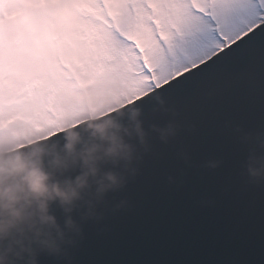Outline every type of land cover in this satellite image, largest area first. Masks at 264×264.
<instances>
[{"label": "water", "instance_id": "water-1", "mask_svg": "<svg viewBox=\"0 0 264 264\" xmlns=\"http://www.w3.org/2000/svg\"><path fill=\"white\" fill-rule=\"evenodd\" d=\"M160 100L173 111L153 112L163 107ZM138 103L145 108L146 127L166 123L175 112L180 131L168 143L153 135L139 174L121 192L109 194L102 221L84 224L74 264H176L188 258V247L201 261L239 249L244 264H264V182L247 175L254 145L242 139L245 133H264V99L246 89L229 92L210 80L195 92H156ZM63 142L59 135L37 146L51 149ZM211 159L220 160L219 167H207ZM122 199L128 206L113 210ZM153 206L167 210L168 227L145 241ZM41 264L65 262L42 255Z\"/></svg>", "mask_w": 264, "mask_h": 264}, {"label": "clouds", "instance_id": "clouds-1", "mask_svg": "<svg viewBox=\"0 0 264 264\" xmlns=\"http://www.w3.org/2000/svg\"><path fill=\"white\" fill-rule=\"evenodd\" d=\"M62 14L70 17L71 6L65 5ZM70 97L81 102V109L62 127V145L0 146V264H41L42 255L74 264L73 249L84 239V224L102 221L109 194L121 192L139 174L140 163L152 151L153 135L168 143L180 131L175 112L166 123L146 127L145 108L137 100L113 95L89 99L86 91H72ZM159 104L163 107L153 112L173 111L165 100ZM242 139L254 145L246 173L262 183L264 133H245ZM181 155L189 159L186 152ZM220 163L211 159L206 166ZM128 203L122 199L113 210Z\"/></svg>", "mask_w": 264, "mask_h": 264}, {"label": "rangeland", "instance_id": "rangeland-1", "mask_svg": "<svg viewBox=\"0 0 264 264\" xmlns=\"http://www.w3.org/2000/svg\"><path fill=\"white\" fill-rule=\"evenodd\" d=\"M112 1L0 0V146L70 123L81 109L72 91L133 99L150 89L136 87L143 78L134 54L105 42ZM65 5L70 17L62 14Z\"/></svg>", "mask_w": 264, "mask_h": 264}, {"label": "snow or ice", "instance_id": "snow-or-ice-1", "mask_svg": "<svg viewBox=\"0 0 264 264\" xmlns=\"http://www.w3.org/2000/svg\"><path fill=\"white\" fill-rule=\"evenodd\" d=\"M104 15L111 23L105 42L117 53L134 54L143 78L136 87L152 89L137 99L174 89L195 92L210 80L264 99V0H113ZM167 227V210L151 207L144 240ZM194 252L188 247V258L176 264H244L239 249L203 261Z\"/></svg>", "mask_w": 264, "mask_h": 264}]
</instances>
